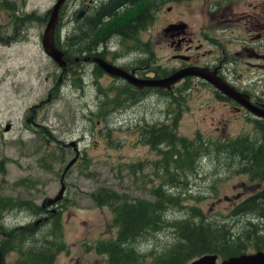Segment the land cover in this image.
Here are the masks:
<instances>
[{
  "label": "rangeland",
  "instance_id": "1",
  "mask_svg": "<svg viewBox=\"0 0 264 264\" xmlns=\"http://www.w3.org/2000/svg\"><path fill=\"white\" fill-rule=\"evenodd\" d=\"M108 1L66 0L58 13L55 44L67 57L91 46L119 62L149 65L155 72L176 63L162 56L164 49H156L158 58L148 53L155 40L165 41V23L181 18L178 21L195 28L203 11L226 4V0H116L117 10L97 24L99 32L78 40L80 28L94 22L96 9ZM232 1L239 10L254 6L257 12L264 11V0ZM54 2L7 0L0 6L5 9L0 12V264H24L22 253L29 251L45 256L47 264H106L109 254L95 243L115 239L118 227L111 206L92 197L102 187L129 199L155 201L156 184L175 197V202H166L159 227H146L128 244L131 254L123 257L132 264L136 258L152 264L157 257L178 252L185 244L180 235L184 219L194 224L203 220L218 229L213 245L220 257L231 247H240L242 236L259 219L255 212L237 211L234 204L264 181L243 168L249 157L219 148L214 141L248 137L261 142L264 124L244 111L238 113L213 85L197 78L180 80L182 75L166 89H137L117 75L97 70L92 75L87 62L71 63L68 58L63 68L41 44ZM82 10L83 16L76 18ZM178 21L174 25L184 24ZM128 48L134 49L126 53ZM256 88L264 91L263 84ZM146 125L158 137L172 130L192 145L199 144L200 155L192 166H174L177 159L172 158L166 169L164 155L169 158L171 145L166 137L149 143L141 134ZM192 205L205 213L202 219L191 217Z\"/></svg>",
  "mask_w": 264,
  "mask_h": 264
},
{
  "label": "flooded vegetation",
  "instance_id": "2",
  "mask_svg": "<svg viewBox=\"0 0 264 264\" xmlns=\"http://www.w3.org/2000/svg\"><path fill=\"white\" fill-rule=\"evenodd\" d=\"M1 3L5 6L7 5V0H2L0 6ZM232 4V0H226L224 6L216 3L214 7L207 9L206 12L203 11L201 16H197L195 28H192L189 23L178 21L182 20L181 18L165 23L167 25L163 27L162 31L165 41L155 40L154 45L148 50L149 54L150 52L154 54L156 49H164L162 56L166 55V59L172 58L176 62L167 65V67L162 65V67H166L163 72H155L153 67L140 65L134 61H132V64L119 62V60L101 54L98 50H92L93 47L91 46L79 49V51H84L77 54L69 55L68 62L79 61L92 64V75H96V70L107 75H122L107 71L94 58L96 56H100L109 63L123 68L128 72V75H135L140 78L151 75H154V78H158L162 75H171L177 70H183L185 71L182 74L184 76L180 80L197 78L203 83L213 85L200 75H217L241 92L244 100H248L255 105L256 109L264 112V91L256 88L259 84L264 85V11L257 12L256 10L258 9H255L254 6L250 11L239 10L234 8ZM169 7L170 5L167 6V8ZM2 10L5 11V9H0V12ZM16 13L17 10L14 12L15 16ZM82 16L83 13L77 18ZM6 18L9 20L10 14L7 13ZM183 20L185 21V19ZM176 21L184 24L181 26L174 25L177 23ZM17 25L20 26L21 22L17 21ZM90 42L89 44H91ZM133 49L128 48L126 53H130ZM158 56L156 53L157 58ZM133 58L132 60H134ZM94 68L95 71H93ZM117 77L137 89H145L146 87L169 88L146 85L139 87L123 76ZM214 90L223 98L225 103L230 102L229 105L237 110L238 113L244 111L243 113L252 117L255 121L264 123V115L257 114L254 112L255 110H250L240 100L226 95L215 86ZM256 218L259 219L258 225L253 221H248L250 224L255 223L253 225L254 229L242 236L240 247L236 245L231 247L232 251L225 257H220L221 255L218 254V251H212L217 254L218 264L224 258L232 255L257 251L264 253V216H257Z\"/></svg>",
  "mask_w": 264,
  "mask_h": 264
},
{
  "label": "trees",
  "instance_id": "3",
  "mask_svg": "<svg viewBox=\"0 0 264 264\" xmlns=\"http://www.w3.org/2000/svg\"><path fill=\"white\" fill-rule=\"evenodd\" d=\"M120 1L109 0L108 2L102 3L96 9L98 18H94V22H89L85 29L80 28L78 40L93 37L97 34L99 32L96 28L97 24L106 22L108 16H111L117 10L116 8H118ZM121 32L122 34L126 33V29L124 28ZM64 51L66 52L67 50ZM262 127L264 131V126ZM141 134L142 136L145 135L149 143H157L160 139L167 138V146L171 145V150L167 152L170 153V159L166 153L164 155L165 163L163 165L166 166V169L172 158L173 160L177 159L174 166H177L178 163L192 166L201 153L198 149L199 144L192 145L193 142L191 140L186 137H177L172 130L162 131V136L158 137V134L154 133V129L146 125L142 127ZM263 138H261V142H255L248 137H237L235 139L223 138L222 140L214 141V143L219 148H226L230 152L242 153L243 156L249 157L250 161L247 160L243 168L250 172L252 178L264 181ZM153 192L157 196L155 201H149L141 197L129 199L126 194L122 195L114 189H107L105 187L92 192V197L97 203L111 206L114 212V223L118 227L115 239L104 238L95 243L99 251L109 254L106 264H132L131 259L127 260L123 257V255L131 254L132 247L128 246V244L135 240L146 227L157 229L162 221V211L164 210L166 202H175L173 201L175 197L167 193L162 185L155 184L153 186ZM190 208L191 217L198 216L202 219L205 216V213L200 211L198 206L192 205ZM234 208L238 209L237 211L239 212H255L258 216H264V185L243 198L242 202L236 204ZM217 230L209 224H206L203 220H199L194 224L189 219H184L180 223V235L185 244L176 253H168L166 256L155 258L152 264H184L188 258L197 252L216 251L217 245H213V242L216 240ZM231 251L232 248L229 249V253ZM22 254L26 256L24 264H47L48 260L42 254H35L30 251L29 253L24 252ZM134 264L141 263L136 258L134 259Z\"/></svg>",
  "mask_w": 264,
  "mask_h": 264
},
{
  "label": "water",
  "instance_id": "4",
  "mask_svg": "<svg viewBox=\"0 0 264 264\" xmlns=\"http://www.w3.org/2000/svg\"><path fill=\"white\" fill-rule=\"evenodd\" d=\"M65 0H55L52 7L49 9V18L46 22V25L42 34V46L44 51L49 54L60 66L63 68L66 65V60L69 58L65 53L55 44L53 40V33L55 25L58 21V13L62 3ZM83 11L78 13V16L82 14ZM86 58V57H84ZM100 62V64L107 70L115 74H122L130 82L138 85H159V86H169L171 82L180 78L183 74V70H177L171 75L162 78H138L135 75H128V72L121 67L115 66L100 56L94 57ZM209 80L215 87L220 89L222 92L227 94L230 97H233L237 100H240L247 108L256 112L257 114L264 115V112L255 108L248 100L242 98V93L239 92L236 88L229 85L224 79L220 78L217 75H200ZM8 124L6 128H8ZM216 253L204 254L191 261V264H215L216 263ZM220 264H264V253L257 251L254 253H242L239 255H232L221 260Z\"/></svg>",
  "mask_w": 264,
  "mask_h": 264
}]
</instances>
